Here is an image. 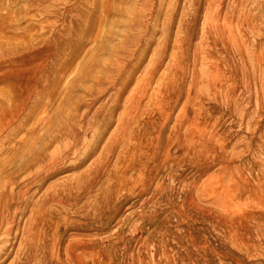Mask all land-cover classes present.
<instances>
[{
    "label": "rangeland",
    "instance_id": "rangeland-1",
    "mask_svg": "<svg viewBox=\"0 0 264 264\" xmlns=\"http://www.w3.org/2000/svg\"><path fill=\"white\" fill-rule=\"evenodd\" d=\"M31 172L0 264H264V0H0V186Z\"/></svg>",
    "mask_w": 264,
    "mask_h": 264
},
{
    "label": "bare ground",
    "instance_id": "bare-ground-1",
    "mask_svg": "<svg viewBox=\"0 0 264 264\" xmlns=\"http://www.w3.org/2000/svg\"><path fill=\"white\" fill-rule=\"evenodd\" d=\"M57 133H58V131H57ZM78 141H79V137L75 135V137L73 138V143L76 144ZM30 152H32L33 156L39 157V159L42 162V165H41L42 168H47V170H50L51 167L55 166V164H53L54 163L53 160L42 159V157H41L42 153L37 154L36 153L37 152L36 149H35V152L32 151V150ZM32 173L33 172H31L30 176L26 177V179H28V182L25 183L24 185H22L20 183L21 187L18 186L19 188L16 191L12 190V191H7L6 192V189L3 188L4 189L3 190L2 187L0 186V233L5 232V233L9 234L11 232V229L13 228V226L15 224L16 217H17L16 213L19 210L20 200H22L24 198V195H25L27 189H29L37 181V177H34V175H32ZM92 174L94 175L93 171H92ZM91 179H92V175L88 173V174H86L84 176L81 175L77 179H75V180L73 179L72 181H69L66 184H63V186H60V187L57 186L58 188H55L54 190H52V192L54 191V193H52V195L50 194L48 196V199L53 200V201H57L59 203L58 204L59 206L58 205L57 206L58 207H65V210H66V208H67L66 206H71L73 204V202L75 201V198H77V196L84 195L87 192L88 187H89L90 182H91ZM39 200H41V199H39ZM42 202H44V201H42ZM12 203H15V205L12 206ZM39 203L40 202H32L33 207L30 210L31 212H29L30 213V217L32 219H34V221L36 223H37V221H38V219L40 217H43L44 225L49 230V228L52 227V225L54 224L53 219H54L55 214H53V212L51 214V212H48V211H41L42 210V204H39ZM84 208H86V207H82L81 209L79 208L80 210H78V211L80 212V215L85 218L88 215V211L86 209H84ZM58 209L56 207L55 210H58ZM50 211H52V210H50ZM60 211H64V210L61 209ZM58 212H59V210H58ZM76 215H79V214H76ZM35 232H37V230ZM22 236H24V235H22ZM22 236L20 238L21 240L19 239L20 240L19 245H22V243H25V240H29V239L26 238V236H24V238H22ZM37 238H39V237H37ZM26 243H28V242H26ZM19 249H20V247H19ZM35 249H36V252L38 254H40L39 251L41 250V247L38 245V246L35 247ZM38 254H36V257H37ZM41 258H42V255H41ZM84 258L77 256L76 258H74V260H72V263L73 264H85L84 263V261H85ZM41 262H43V261H41ZM37 263H34V264H37ZM47 263L50 264L51 262L50 263L47 262ZM20 264H22V263H20Z\"/></svg>",
    "mask_w": 264,
    "mask_h": 264
}]
</instances>
